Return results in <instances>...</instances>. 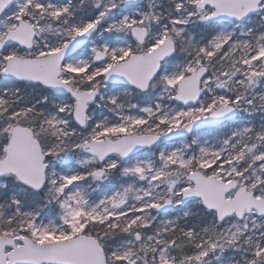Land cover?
<instances>
[{
    "label": "snow or ice",
    "instance_id": "snow-or-ice-1",
    "mask_svg": "<svg viewBox=\"0 0 264 264\" xmlns=\"http://www.w3.org/2000/svg\"><path fill=\"white\" fill-rule=\"evenodd\" d=\"M0 264H264V0H0Z\"/></svg>",
    "mask_w": 264,
    "mask_h": 264
}]
</instances>
